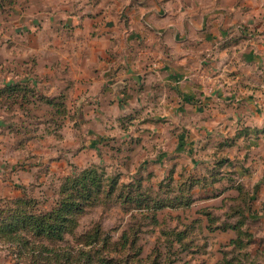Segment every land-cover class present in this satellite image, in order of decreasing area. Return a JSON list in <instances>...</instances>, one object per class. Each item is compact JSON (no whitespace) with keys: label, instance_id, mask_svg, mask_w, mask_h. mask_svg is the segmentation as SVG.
Returning a JSON list of instances; mask_svg holds the SVG:
<instances>
[{"label":"rangeland","instance_id":"1","mask_svg":"<svg viewBox=\"0 0 264 264\" xmlns=\"http://www.w3.org/2000/svg\"><path fill=\"white\" fill-rule=\"evenodd\" d=\"M171 1L0 3V264H264V0Z\"/></svg>","mask_w":264,"mask_h":264},{"label":"crops","instance_id":"2","mask_svg":"<svg viewBox=\"0 0 264 264\" xmlns=\"http://www.w3.org/2000/svg\"><path fill=\"white\" fill-rule=\"evenodd\" d=\"M142 2L139 1V4H141ZM185 4V11L187 15H190L191 12H196L197 6L199 7V3L198 0H186L185 3H183V5ZM166 6H168L169 8L173 5L171 0H168V2L165 4ZM188 9V10H187ZM205 19H207V15H205ZM185 20L189 21L192 19H188L186 18ZM139 28V31H141ZM154 29V28H153ZM153 29H146L145 32H141V34H135L136 37H139V39H142L143 37H147V38H152L153 33H162L163 35L166 34V32L168 30H170V27L167 25L166 27L164 26V28H160L159 31H153ZM138 31V32H139ZM144 33V34H142ZM137 39V38H135ZM148 51V50H147ZM150 54H153V59H155L156 57V53L154 51H150ZM159 59V58H157ZM169 60V59H167ZM180 64H177L172 60L169 62L163 61L162 60L160 62H158V66L161 69V71L163 72V76H164V80L167 81L169 80L170 85L174 88H178L182 91V93L185 94L186 98H191V99H197L196 97L198 96V92H201V82H199L198 80H196V75L197 73L194 72V68L192 66H190L189 61L190 60V56L188 55H184L182 59H178ZM153 63V62H152ZM155 63V62H154ZM166 63V65L164 64ZM141 69V65L140 63H138V65H136L135 69L134 68H129L128 71L132 74L131 76L134 77L135 76H139V70ZM129 73V74H130ZM23 80H21L20 82L22 83ZM27 80H24V82H26ZM12 83V82H11ZM11 83H9L8 85H11ZM17 83V82H16ZM130 90V89H129Z\"/></svg>","mask_w":264,"mask_h":264},{"label":"trees","instance_id":"3","mask_svg":"<svg viewBox=\"0 0 264 264\" xmlns=\"http://www.w3.org/2000/svg\"><path fill=\"white\" fill-rule=\"evenodd\" d=\"M5 0H2L0 3L4 2ZM18 202H21L20 200H18ZM71 205V202H67V204L65 205V207H68ZM64 209H62L61 207L55 209L52 212H48L45 214L40 215V217H42L41 219H37L36 222L33 223V226L35 228H39V233L41 234H51L54 233L55 231V226L54 224L56 223V221L59 220L62 212ZM55 217L56 221L54 223L51 222V218ZM33 218V217H32ZM37 218V217H35ZM25 220L27 221V217L25 218ZM61 228V227H60Z\"/></svg>","mask_w":264,"mask_h":264}]
</instances>
